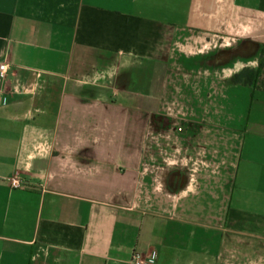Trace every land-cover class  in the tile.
I'll return each instance as SVG.
<instances>
[{"label":"crops","instance_id":"crops-1","mask_svg":"<svg viewBox=\"0 0 264 264\" xmlns=\"http://www.w3.org/2000/svg\"><path fill=\"white\" fill-rule=\"evenodd\" d=\"M263 47L264 0H0V264H264Z\"/></svg>","mask_w":264,"mask_h":264},{"label":"trees","instance_id":"trees-1","mask_svg":"<svg viewBox=\"0 0 264 264\" xmlns=\"http://www.w3.org/2000/svg\"><path fill=\"white\" fill-rule=\"evenodd\" d=\"M264 56V47L261 50V57ZM264 67V62L260 60L256 69L245 68L241 72L233 75L226 83L228 85H242L248 87H254L257 78L260 76Z\"/></svg>","mask_w":264,"mask_h":264},{"label":"built area","instance_id":"built-area-1","mask_svg":"<svg viewBox=\"0 0 264 264\" xmlns=\"http://www.w3.org/2000/svg\"><path fill=\"white\" fill-rule=\"evenodd\" d=\"M9 71V67L6 63L2 62L0 63V92L3 91V85L5 83V80L7 78ZM11 186L13 188H19L20 187V182L17 179H13L11 181ZM131 264H144L140 255L137 253H134L132 258H131Z\"/></svg>","mask_w":264,"mask_h":264}]
</instances>
